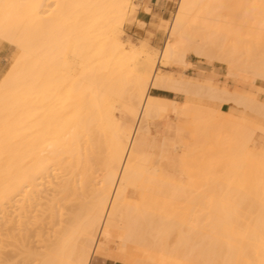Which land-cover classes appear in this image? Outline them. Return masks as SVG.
I'll use <instances>...</instances> for the list:
<instances>
[{
  "label": "bare ground",
  "instance_id": "6f19581e",
  "mask_svg": "<svg viewBox=\"0 0 264 264\" xmlns=\"http://www.w3.org/2000/svg\"><path fill=\"white\" fill-rule=\"evenodd\" d=\"M58 1L43 19L47 0H0V38L19 51L0 82V264H91L113 235L144 259L132 264H264V153L250 148L256 131L264 143L263 123L192 99L262 118L264 103L157 68L185 66L192 52L229 76L264 81V0H180L157 58L117 38L129 0ZM92 56L100 68L90 82ZM125 59H143L150 76L133 69L118 120L105 97H122L127 75L115 66ZM152 91L189 98L167 105L191 118L192 148L170 130L159 137L169 100ZM212 139L217 179L207 175L218 166L206 163ZM182 170L188 184L166 172Z\"/></svg>",
  "mask_w": 264,
  "mask_h": 264
},
{
  "label": "rangeland",
  "instance_id": "374dc122",
  "mask_svg": "<svg viewBox=\"0 0 264 264\" xmlns=\"http://www.w3.org/2000/svg\"><path fill=\"white\" fill-rule=\"evenodd\" d=\"M179 1L180 0H169V7L167 8V13L163 18H161V17H156L154 14L151 13V9L148 3L142 2V0H129L128 15H127L128 19H126L124 24L118 28L117 38H119V40L124 44L127 50H131V49L135 50L136 48H137L136 50H141L142 58L151 54H153L152 55L153 57L156 56L159 57L160 52L162 51L163 47L165 46V43L167 42L168 30L173 21L174 14L177 10V5ZM46 3L44 4V7L41 9V11L46 12L45 15L41 13L42 16L43 15L44 16L43 17L40 16V18L43 19L51 15H55V13L58 12V6L60 5L58 0H47ZM0 40L4 42L3 44L5 43L9 44L8 42L2 40L1 38ZM12 52L15 53V50H12ZM17 55H19L18 50H17ZM214 60L217 59L215 57L212 60L205 58V60L202 61L196 58L192 52L190 53L188 52L185 58V62H187L188 64H186L185 66H177L171 64L168 67L164 65H158L157 68L159 74L169 73L172 74L174 77L177 76L176 78L182 77L185 80H191V79L198 80L201 81L203 84L209 85L213 88L226 89L228 92H232V93L241 91L243 93H247L252 99L264 103V81L258 79L256 80L247 79L246 81V78H244L245 79L244 80L238 77L229 76L227 75L226 67L223 64H220L218 61H214ZM132 65H133L132 59H125V60H120V62H117L115 67L120 69L127 75L126 86L123 88L122 97L120 98L115 96L105 97L107 106L111 108V111L115 119L118 120L122 118L123 115L126 114V110L124 109V103L127 100L128 95L131 94V92H133L132 89L133 88L132 85H134L133 69H135L137 72H140L145 79L149 78L150 76V67L148 64L143 63V59H137L134 65L133 66ZM99 66H100V62L98 61L96 56H92L89 58L88 70L90 71V75H89L90 82L96 79L97 72L100 68ZM75 73L77 74V76L79 75L80 73L79 67H75ZM247 78H249V76H247ZM83 88H84V92H86L85 86H83ZM96 94H98L101 98L103 97V95L99 94L97 91ZM151 95L160 97L164 99V101L169 100L166 101L165 103V105L167 106V108H165L166 110L163 109L161 112L164 111V113L163 114L160 113L161 115L160 119H157L155 121V129L159 133V137L161 138L162 136L165 135V133L168 132V130H170L169 132H171L170 135L171 138H175L178 140L180 139L186 141L189 146L192 145V142H194L192 139L193 131L191 132L189 130L191 129L193 130V127H188L186 125V123L191 122V118L190 117L185 118L183 114H181L180 112L176 113L172 110V108H170L171 104L177 106L180 109L184 108L185 103L189 100V98L184 95H180V93L176 94V92L171 93L165 91H152ZM192 100L197 104L203 106L204 108L221 109L222 111H229L228 114L241 116L249 121H253V122L257 121L263 123L262 126L264 128V118L260 116H255L250 112H246L242 109L236 108L229 104L219 105L216 101L214 100L212 101L207 97H202L201 99L193 98ZM183 104L184 107H182ZM170 109L173 113L170 111ZM126 123H129V120H126ZM185 125L187 126L185 128H187L188 131L184 128ZM188 125H190V123ZM190 126H193L192 123ZM182 131H184L185 133L184 132H183L184 134L178 133ZM152 133L154 135V131ZM186 133L188 134V136L186 135ZM260 136H263L262 132L256 131L254 136L255 145L250 147L253 153H260V152L264 153V143L259 141ZM214 139H217V137H215ZM214 139L207 142L208 143L207 145L210 147H208L209 153L206 147V153L209 155L206 156L205 154V158L209 157V160L206 159V163L208 165L209 164L210 165L212 164L213 166H215L216 164L218 165L212 169H209L208 171L209 173H207L209 177L208 176L207 177L208 178L211 177V179H217L218 177H221L222 174H224L223 166H221L222 168L220 167V165L223 164H218L221 163L220 161L215 165L213 164L215 163V161H210L212 160L210 159V157L216 156V154L219 155V153L217 152L218 148L216 144L219 145V147H221L219 143H216L215 141L212 142ZM218 142L220 141L218 140ZM190 147L192 148V146ZM197 148L196 150H198ZM180 154H182V151L179 150V155ZM158 155L159 153L157 150L153 152L151 151V157H150L151 165H157V166L159 165ZM166 172L173 176V179L176 183L181 182L184 184H188L190 182V179L188 178L184 170H182L179 173H175L171 171H166ZM188 172L189 174H195V173L197 174V172L201 174V172L203 171L200 172V170H197L195 167H191L188 168ZM208 178L207 180H209L210 182L211 179ZM177 203L182 205L180 202H174V204ZM211 204L213 205V203ZM210 219L211 218H208L206 222L212 221ZM244 220L245 219H243L242 222ZM247 220L249 221V219ZM114 238H116L115 235H113V239H111V241L108 244L106 243V247L109 249L104 250L102 255H95L92 257L91 264H132L135 261H140V259L142 261L144 260L142 257H134L135 253L131 247L125 250L121 249V247H119L118 240Z\"/></svg>",
  "mask_w": 264,
  "mask_h": 264
},
{
  "label": "crops",
  "instance_id": "0c3cea01",
  "mask_svg": "<svg viewBox=\"0 0 264 264\" xmlns=\"http://www.w3.org/2000/svg\"><path fill=\"white\" fill-rule=\"evenodd\" d=\"M142 2L148 3L151 9V13L154 14L156 17H161V18L165 16V14L167 13V8L169 7V0H142ZM3 43L4 42L0 40V82L3 79V76L7 74L10 67L14 63L13 61H15L18 56L16 54L17 49L13 48L11 45L7 43H5L7 45ZM12 50H15V53L12 52ZM235 93L251 98L247 93H243L241 91H237ZM222 105H228V104H222ZM219 110L222 113H229V111H222L221 109Z\"/></svg>",
  "mask_w": 264,
  "mask_h": 264
}]
</instances>
